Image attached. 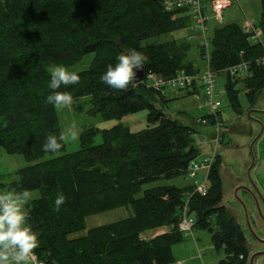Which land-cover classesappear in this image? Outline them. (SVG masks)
Masks as SVG:
<instances>
[{"label":"trees","instance_id":"16d2710c","mask_svg":"<svg viewBox=\"0 0 264 264\" xmlns=\"http://www.w3.org/2000/svg\"><path fill=\"white\" fill-rule=\"evenodd\" d=\"M165 1L0 0V149L28 164L15 172V179L0 178V187L39 193L25 210L39 234L35 255L43 264H173V247L184 241L177 223L187 200L194 229L208 232L215 252L224 255L218 264H246L244 233L220 206L219 157L205 196L195 194L191 183L144 189L158 180L186 177L188 164L199 156L196 132L159 110L155 103L165 97L143 82L116 91L100 81L120 54L133 49L147 57L142 79L149 72L162 78L181 70L200 72L187 59V37H168L190 27L189 15L181 16L188 11L168 13ZM260 2L258 27L264 39V0ZM88 55V68L77 73L80 83L61 91L69 92L73 101L89 98L91 113L104 120L147 111L148 126L139 132L122 125L102 131L88 128L79 137L78 151L65 153L64 146L59 155L46 153L42 145L47 136L61 133L55 108L46 102L53 91L48 69L73 66ZM209 55L210 68L218 75L248 64L241 81L253 104L264 90L262 46L251 43L238 25L228 24L214 29ZM236 79L227 75L225 91L240 114ZM98 134L102 142L94 145ZM60 193L67 200L54 212ZM119 208H130L132 215L71 238L84 231L87 217ZM164 227L168 232L142 238Z\"/></svg>","mask_w":264,"mask_h":264},{"label":"rangeland","instance_id":"374dc122","mask_svg":"<svg viewBox=\"0 0 264 264\" xmlns=\"http://www.w3.org/2000/svg\"><path fill=\"white\" fill-rule=\"evenodd\" d=\"M201 1L209 11L215 0ZM260 13V0H230L229 6L224 9L220 18L215 19L212 13L207 12L209 16L207 38L211 40L216 27L228 24H236L241 27L246 19L254 21L258 26ZM188 15L189 13L181 14V16ZM191 35L193 33L189 28H185L168 37L184 39ZM162 38L166 39L167 36H162ZM189 43L191 47L187 59L193 63L196 70L201 71L205 66V61L199 55V39L192 38ZM91 59L92 55L85 56L80 62L67 68L76 73L84 71L88 68ZM49 69L48 73L50 74ZM245 75L246 73L238 75L234 85L240 114L234 111L226 94L227 75L221 73L216 78L215 92L221 103L220 112L224 128L222 142L215 146L214 151L221 161L219 168L222 181L220 206L225 208L244 233L248 253L246 264H264V90L259 93L256 101L250 104L245 96L241 81ZM202 103L201 89L196 95L168 90L165 91V101L158 99L155 106L170 118L191 127L196 132L195 139L201 141L203 138L202 126L196 121L205 114L203 110L199 109ZM91 109L89 98H79L73 101L70 109H55L60 131L66 130L73 122L79 129V137L83 130L88 128L102 131L122 125L131 132H139L148 126L147 111L127 115L119 120H104L98 114H92ZM101 142V135L98 134L94 139V145H99ZM198 148L201 153L209 150V146L204 143ZM79 149V139L76 142L65 144V153H73ZM49 157L46 156V158ZM202 157L203 155H199L197 158L201 159ZM27 165L21 156L8 155L0 149L1 179L4 177L7 180L15 179V172ZM188 184L190 181L187 177L180 176L170 180L155 181L144 186V189L157 186L181 188ZM31 193V201L39 197L37 191ZM131 215L130 208H119L89 216L85 219L84 231L72 235L71 238L83 236L91 228L114 223ZM145 235L142 237H146ZM172 251L175 260L173 264H218L224 258L223 253L215 252L210 234L198 229H194L192 238L185 237L184 241L174 246Z\"/></svg>","mask_w":264,"mask_h":264},{"label":"built area","instance_id":"2783aa9c","mask_svg":"<svg viewBox=\"0 0 264 264\" xmlns=\"http://www.w3.org/2000/svg\"><path fill=\"white\" fill-rule=\"evenodd\" d=\"M229 2L230 0H215L212 2L208 11V8L202 4L201 0H166L164 2V9L168 13L184 8L187 9L191 19L189 30L193 33V35L188 36L187 39H199V48L203 51L202 60L205 61V66L197 74H190L184 70L178 71L174 76L168 78H162L152 74L150 77L146 75L140 82H143L147 88L159 93L162 97H165V91L168 90L193 92L198 88L201 89L203 93V103L199 106V109L203 110L205 114L198 118L196 123L202 127L209 128L211 133L207 135L203 134V138L201 140L202 142L196 139L195 144L199 147L202 143H204V145L209 146V150L204 153H201L199 150V155H203V157L201 159L197 158L192 160L186 169V177L194 187L193 192L200 196H205L207 194L209 174L217 157L214 148L215 146L221 144L224 128V122L221 118L220 112L221 103L217 99V94L215 92L218 73L213 71L209 65L210 40L207 38V22L209 20L207 12L212 13V16L215 19H218L221 17L224 9L229 6ZM241 28L243 33L249 37L250 42L261 45L264 51V39L255 22L246 19ZM259 63L264 65V55L259 60ZM247 70L248 64L242 63L235 67L226 69L224 73L230 77H234L246 73ZM210 120L213 122L210 123ZM0 190H2L1 187ZM187 204L188 200L185 202L181 210L177 223V231L184 238H192L195 221L188 213ZM36 264L43 263L39 262L36 258Z\"/></svg>","mask_w":264,"mask_h":264},{"label":"clouds","instance_id":"9594fccd","mask_svg":"<svg viewBox=\"0 0 264 264\" xmlns=\"http://www.w3.org/2000/svg\"><path fill=\"white\" fill-rule=\"evenodd\" d=\"M117 63L109 65L100 76L101 83L116 90L127 91L134 87L140 72L144 71L147 57L135 49L122 53L117 57ZM51 82L48 85L52 94L46 102L57 110L70 109L73 97L69 92L61 91L72 85L79 84L81 77L63 65H53L49 69ZM150 77L152 74L149 72ZM79 139V129L73 122L59 136L49 135L42 145L46 153L59 155L65 144ZM30 190L17 191L13 189L0 190V264H36V249L39 247V234L28 222L25 206L31 201ZM63 193L55 199L54 212H59L66 203Z\"/></svg>","mask_w":264,"mask_h":264},{"label":"crops","instance_id":"0c3cea01","mask_svg":"<svg viewBox=\"0 0 264 264\" xmlns=\"http://www.w3.org/2000/svg\"><path fill=\"white\" fill-rule=\"evenodd\" d=\"M199 92H200V89L198 88L195 91L191 92L190 94L196 95V94H199ZM209 132H210V129L209 128H205V127H202L201 128V134H206L207 135V134H209ZM166 232H168V228H166V227L160 228L157 231L156 230L155 231H148V232L145 233L146 234L145 235L146 237H142V238H144V239H151V238H153L155 236L162 235V234H164ZM142 235H144V234H142Z\"/></svg>","mask_w":264,"mask_h":264},{"label":"water","instance_id":"95a60500","mask_svg":"<svg viewBox=\"0 0 264 264\" xmlns=\"http://www.w3.org/2000/svg\"><path fill=\"white\" fill-rule=\"evenodd\" d=\"M142 77H143V72H140L139 75H138V78H137V83L136 84H139L142 80ZM262 242V241H261ZM253 259V257L251 258V260Z\"/></svg>","mask_w":264,"mask_h":264}]
</instances>
